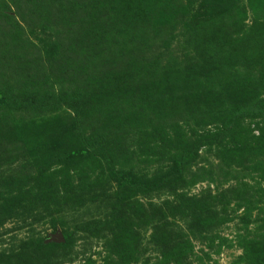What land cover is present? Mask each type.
<instances>
[{
	"label": "rangeland",
	"instance_id": "rangeland-1",
	"mask_svg": "<svg viewBox=\"0 0 264 264\" xmlns=\"http://www.w3.org/2000/svg\"><path fill=\"white\" fill-rule=\"evenodd\" d=\"M0 264H264V0H0Z\"/></svg>",
	"mask_w": 264,
	"mask_h": 264
},
{
	"label": "water",
	"instance_id": "water-1",
	"mask_svg": "<svg viewBox=\"0 0 264 264\" xmlns=\"http://www.w3.org/2000/svg\"><path fill=\"white\" fill-rule=\"evenodd\" d=\"M51 238L57 240V241H62L64 239L63 235L60 232H57L51 236Z\"/></svg>",
	"mask_w": 264,
	"mask_h": 264
}]
</instances>
